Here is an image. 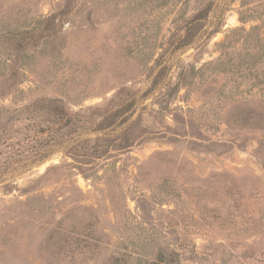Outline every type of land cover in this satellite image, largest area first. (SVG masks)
Segmentation results:
<instances>
[{
  "label": "rangeland",
  "instance_id": "374dc122",
  "mask_svg": "<svg viewBox=\"0 0 264 264\" xmlns=\"http://www.w3.org/2000/svg\"><path fill=\"white\" fill-rule=\"evenodd\" d=\"M160 253L264 264V0H0V264Z\"/></svg>",
  "mask_w": 264,
  "mask_h": 264
},
{
  "label": "trees",
  "instance_id": "16d2710c",
  "mask_svg": "<svg viewBox=\"0 0 264 264\" xmlns=\"http://www.w3.org/2000/svg\"><path fill=\"white\" fill-rule=\"evenodd\" d=\"M48 24L46 25L45 28L42 29V33H36L35 29H31L29 31L24 32V37L21 39V41H19V48H23L24 49H28V50H32L35 49L38 45V43L41 41V39L45 38H50L53 35L56 34V31L54 30V28L51 25V20L47 19ZM14 39H16V37H13ZM12 39V40H14ZM12 75L10 77V82L7 88L9 87H13L18 79V74L16 73V71H18L17 67L14 65H12ZM121 260H119L118 258L116 259L114 264H119ZM148 264H167V259L165 257V254L160 253L157 258L151 262H149Z\"/></svg>",
  "mask_w": 264,
  "mask_h": 264
}]
</instances>
